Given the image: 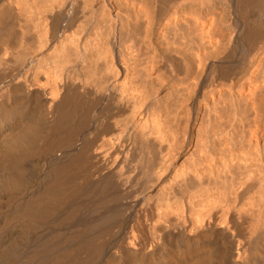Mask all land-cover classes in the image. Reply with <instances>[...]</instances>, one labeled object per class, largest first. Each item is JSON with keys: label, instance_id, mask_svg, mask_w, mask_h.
Listing matches in <instances>:
<instances>
[{"label": "bare ground", "instance_id": "bare-ground-1", "mask_svg": "<svg viewBox=\"0 0 264 264\" xmlns=\"http://www.w3.org/2000/svg\"><path fill=\"white\" fill-rule=\"evenodd\" d=\"M0 264H264V0H0Z\"/></svg>", "mask_w": 264, "mask_h": 264}]
</instances>
